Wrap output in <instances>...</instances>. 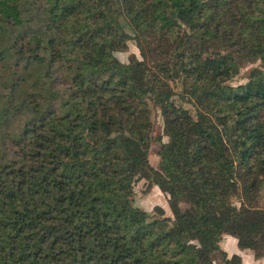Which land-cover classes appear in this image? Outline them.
Returning <instances> with one entry per match:
<instances>
[{
	"label": "trees",
	"instance_id": "obj_1",
	"mask_svg": "<svg viewBox=\"0 0 264 264\" xmlns=\"http://www.w3.org/2000/svg\"><path fill=\"white\" fill-rule=\"evenodd\" d=\"M140 180L172 216L136 206ZM248 250L264 258V0H0V264Z\"/></svg>",
	"mask_w": 264,
	"mask_h": 264
},
{
	"label": "rangeland",
	"instance_id": "obj_2",
	"mask_svg": "<svg viewBox=\"0 0 264 264\" xmlns=\"http://www.w3.org/2000/svg\"><path fill=\"white\" fill-rule=\"evenodd\" d=\"M136 55L138 59H141L140 52L138 48L136 47L135 43L133 41H130L128 43V50L122 53H117L116 56L117 58L123 62V63H128L131 56ZM254 66H249L247 69L243 70L240 76L235 79L233 82L230 83L231 86H237L239 84H242L246 82V71L248 69H251ZM186 108L191 109L190 106H186ZM156 123H157V134L164 135L163 131V122L160 116L156 118ZM168 138L166 136H163V140L167 141ZM158 148L159 145L155 144L152 146L149 154V162L150 164L157 168L159 164V157H158ZM135 191H136V206L140 207L141 209L152 212L156 206H160L165 209L166 215L167 216H172L171 210L169 207V196L164 194L159 187H151L148 185V182L145 180H140L139 182L136 183L135 185ZM227 240H224L222 243V246L226 250L228 249V244ZM252 253V251L248 250L247 252Z\"/></svg>",
	"mask_w": 264,
	"mask_h": 264
},
{
	"label": "crops",
	"instance_id": "obj_3",
	"mask_svg": "<svg viewBox=\"0 0 264 264\" xmlns=\"http://www.w3.org/2000/svg\"><path fill=\"white\" fill-rule=\"evenodd\" d=\"M224 240H227V246L228 249L226 248V251L232 255L234 253H236L238 251L237 249V240L230 237V236H225ZM223 240V242H224ZM223 247V246H222ZM224 249V247H223ZM225 250V249H224ZM248 251H244L242 252V258H243V264H264V258L260 259V260H256L254 258V255H252V253H247Z\"/></svg>",
	"mask_w": 264,
	"mask_h": 264
}]
</instances>
